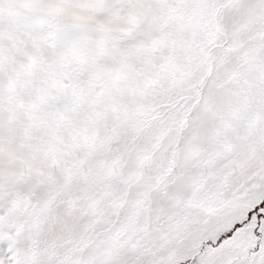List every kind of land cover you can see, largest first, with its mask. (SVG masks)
Listing matches in <instances>:
<instances>
[{"label": "snow or ice", "instance_id": "obj_1", "mask_svg": "<svg viewBox=\"0 0 264 264\" xmlns=\"http://www.w3.org/2000/svg\"><path fill=\"white\" fill-rule=\"evenodd\" d=\"M0 264H264V0H0Z\"/></svg>", "mask_w": 264, "mask_h": 264}]
</instances>
